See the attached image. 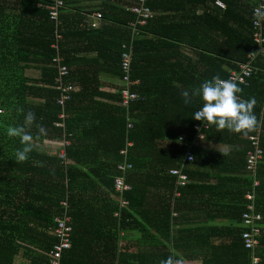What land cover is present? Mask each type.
I'll return each instance as SVG.
<instances>
[{
    "label": "trees",
    "instance_id": "1",
    "mask_svg": "<svg viewBox=\"0 0 264 264\" xmlns=\"http://www.w3.org/2000/svg\"><path fill=\"white\" fill-rule=\"evenodd\" d=\"M107 1L116 4L105 3L102 6L101 20L105 25L103 23L100 29L88 31L85 28L76 27L74 32L90 37L94 44L93 49L98 53L100 50H105V53L116 54V59L112 63L115 66L113 74L117 77L121 75L120 62L124 52L123 47H132L133 80L140 81V85L135 86L134 91L142 96L143 101L125 110L118 105V94L97 93L96 95L102 96L103 99L114 101L117 106L98 105L97 110L101 114L94 115L93 119H82L77 115L80 110L74 113L73 105H88L87 100H93L95 94L84 96V89L74 90L73 85H70L73 75L70 70L65 78V84L71 87L70 100L64 110L57 103L61 96V92L57 89L59 70L53 63L57 58V52L51 48L56 43L57 29L46 9L51 0H0V181L10 182L9 186L0 185V191L8 188L5 191L11 192L14 201L15 173L18 170L22 171L26 165L31 169L24 171H32L30 175L35 172L31 167V162H16V146L21 148L22 145L18 138H9L6 132L9 126L23 123L24 113L28 111L35 113L36 120L30 130L33 137L38 136L36 125L40 124L46 129L48 137L68 138L71 141L66 148L60 169L63 180L53 183L50 181L53 190L61 192V195L56 199H51L53 201L50 200L49 206L41 208V211L33 209L31 212L32 207L29 202L21 204V207H28V219L22 218L25 212L22 211L23 209L17 212L16 203H13L11 213L0 212V264H13L15 256L22 249L32 254L30 264H51L48 255L31 251L30 248L25 249L27 247L22 244L32 246L40 243L39 247L49 253L58 242L57 237L55 235L53 237L49 232L57 227L56 219H63L65 216L71 219L74 229L72 249L75 246L77 229L87 228V223H94L99 216H104V236L107 237L105 240L107 242L118 244L119 234L135 227L139 228L141 233L152 234L159 240L168 241L174 238V234H171L173 227L178 225V221L189 220L186 211L194 209L192 205L185 203V197L190 195L193 198L191 200L194 201L196 198H201L200 195L195 196L196 185L202 195L208 190L215 192V185L207 183L198 185L201 180L194 166L199 158L207 159L209 152L223 154L222 157L225 156L224 153L205 151L204 154H198L195 159L196 163L190 164L184 170L189 179L184 187L177 188L176 178L170 175V170L179 167L185 156V149L178 144V141L180 138L186 141L193 139L195 135L193 129L199 121L192 118L202 106L199 97H193L192 102L185 105L181 92L198 87L203 81L211 79L216 74H219L222 79H227L229 72L237 69L238 63L247 61L248 55L259 50L254 41L252 24L256 1L148 0L153 18L148 21L146 27L138 29L140 36L134 41L131 24L136 22V17L127 11V8L134 6L137 0ZM216 1L223 2L226 9L216 8ZM65 2L66 0H64V8ZM44 27L50 31L47 37L41 36ZM58 32L64 39L68 37L62 27H59ZM262 35L264 36V24ZM106 37L111 38L107 46ZM39 39L43 43L40 44L42 42L40 41L32 47L30 41ZM86 41L91 43L89 40ZM64 46L63 41L59 42L61 57L66 56ZM25 47L28 50H24ZM32 48L41 50L40 56L45 59L43 62L45 69L41 80L44 87L38 91H33L31 87L24 86L22 83L17 84V80H21L22 72L27 67L26 63H30L29 56ZM187 50H193L196 58L187 54ZM25 52L28 56H25ZM18 64L20 66L17 69ZM64 64L66 65V62ZM253 67L254 72L249 84L239 86L243 89L242 99L256 98L254 113L262 128L261 149L264 151V109H262L264 104V53L259 52ZM77 81L79 84L78 78ZM37 93H40L46 100L45 106L38 110L26 108V98ZM18 108H23L24 113H19ZM62 113L66 114L65 128H58L56 123L61 121L59 117ZM126 115L130 116L133 125L130 131H127ZM90 125L93 127L88 131L93 137L86 134V129ZM103 129H105L104 133ZM249 134H235L228 130L217 132L215 126L212 125L209 131L204 133V141L207 143L212 142L228 147L234 144L233 139L235 138V145L243 143L247 146L241 151L239 147H236V152L239 157L241 156L240 162L237 163L242 168L239 173L245 171L249 180H247L248 187L245 188L243 194L238 192L235 200L241 197L245 204L242 207L238 204L235 207L223 205L219 209L221 212L225 209L229 210L226 212L229 213L226 217L228 221L232 218H241L242 225V215L247 211L248 205L245 197L253 190V177L248 175L250 173L246 166V157L251 150V144L248 141ZM34 138L38 139V137ZM87 139L92 145L87 151L94 152L87 154L94 162L92 165L86 163L80 153L81 148L86 147ZM127 143H132V147L126 148ZM122 149L127 150L126 160L133 165V169L125 174V182L132 186V190L119 196L114 190V179L121 174L117 166L124 160L120 155ZM56 159L57 162H62L61 159ZM66 160L72 163L66 166L64 164ZM259 166L257 179L260 182ZM138 174L145 176L149 182L152 181V185L157 188L156 193L164 203L159 213H156L155 208H151L147 202L151 195L150 188L148 190L142 184L135 185V181L139 180ZM93 178H96V182L89 187H94L103 193L101 199L93 198L95 202H88L79 198V180H92ZM66 179L68 180L67 185ZM218 179L221 181L218 184L228 181L224 177ZM191 190L194 193L191 194ZM177 193L180 194L179 198L176 197ZM255 193V210L261 214L263 221L264 214L261 213L264 211L261 207L264 197L263 183L261 185L260 182ZM230 196L228 193L224 198ZM64 202H67V206L62 205ZM121 202H125L126 206L121 207ZM215 205L208 208L209 204H206L199 209L203 211L204 216L194 221L197 229L194 234L188 235L189 242L191 243L193 239L200 245L206 246L213 237L212 231L218 230L221 231L219 236L222 235V238L229 240V236H232L234 240H229V246L216 251L214 257L217 263L224 264V256L227 255L229 259L227 264H250L255 255L260 259L259 263L264 264L262 227L259 245L253 254L245 248L242 240V233L246 230L244 225L239 227L238 231H235L234 227L206 226L207 223H215L223 218L212 212L213 207L217 206ZM138 210L140 213L136 212ZM145 212L149 214L145 215ZM72 249L64 253L62 264H79L71 256ZM225 249L229 250L226 254H224ZM106 251L108 254L109 251ZM112 252L115 263L113 261L108 264H116V261L122 264L120 259L125 257V250L116 248ZM141 254L143 253L138 251L131 254V257L140 259ZM130 264L143 263L140 260L134 263L132 260ZM202 264H211V262H202Z\"/></svg>",
    "mask_w": 264,
    "mask_h": 264
},
{
    "label": "crops",
    "instance_id": "2",
    "mask_svg": "<svg viewBox=\"0 0 264 264\" xmlns=\"http://www.w3.org/2000/svg\"><path fill=\"white\" fill-rule=\"evenodd\" d=\"M105 3L116 4L115 2H108L107 0H66L65 8L61 12L60 27L63 28L65 34L68 37H66V39L62 37L60 42L63 41L65 45L63 48L66 56L62 57L64 60L63 63L66 62L67 69L73 74L70 80V85H73L72 87L74 90L84 89V96H92L93 93L95 94L93 100H87V102H89L88 105H73L72 109L75 111L73 112L77 113L76 110H80L77 115L82 119H93L92 117L94 115L97 116L101 114L100 111L97 110L98 105L103 107L117 106L114 101L109 99L106 100L103 99L102 96L96 95L97 93H102L105 95H117L120 77L114 76L113 71L115 66L112 63L113 60L116 59V54L108 52L105 53V50H100L98 53L95 49H93L94 44L93 41L91 42L90 37H85L84 35H80L78 32H74L76 27L79 29L85 28L87 31L90 30V24L96 22L95 16L97 14L101 15L100 10ZM103 23L104 22L102 20L97 22L98 29L103 26ZM45 27L41 33L42 37H47L48 32H50ZM106 39L107 40L105 41L107 46V42H109L111 38L106 37ZM86 40H89L91 43L87 42ZM40 41L42 40H32L30 42L33 47L34 45L40 43ZM42 43L43 41L40 44ZM51 48L53 49V45ZM24 50L28 49L25 47ZM30 52V63H26L25 66L27 67L22 72L21 80H17V84L22 83L24 86L31 87L33 91H38L40 88L44 87L41 83V80L43 78V72L45 69V64L43 63L45 59L40 56L42 51L38 48H32ZM261 53H264V49ZM187 54H190L193 58H196L195 52L193 50H187ZM25 56H28L27 52H25ZM19 66L20 64L17 65V69ZM77 78L79 80V84ZM136 81H138L136 86L140 85V81ZM45 102L46 100L43 99V96H41L40 93L32 94L26 98L25 107L38 110V108L45 106ZM262 109H264V104ZM92 127L93 126L90 125V127L86 129V134L89 137H93L92 133L88 131ZM104 130L105 129H103V133ZM259 130L261 131L262 128L259 127L254 132H251V134H249V138L252 137L251 135L254 136ZM96 134L98 133L96 132ZM48 136L49 135L34 136L38 137V139L34 138L32 145L33 150L29 154V159L26 162H31V167L34 168L35 172L32 173L33 175H30V172L32 171H24L31 169L26 165L22 168V171L18 170L15 173V199L14 201L12 200L11 192L7 193V191H5L8 190V188H3V190L0 191V212L11 213L13 210L12 205L13 203H16L17 212H20V209H23L22 211L25 212L22 214V218L28 219V207H21V204H27L29 202L31 204L30 207H32L31 212L33 209H35V211H41V208L49 206L51 199H56L61 195V192L53 190L50 181L53 183L57 180H63L60 169L61 165L63 164L67 148L65 142L68 141L71 144V141L68 138L58 139ZM40 138L42 139L40 140ZM233 140L234 144L228 147L216 145L212 142L207 143L204 140L200 143V146L196 151V157L198 154H204L205 151H214L215 153L225 154V156L222 157V155L211 154L209 152L207 153V159L199 158V161L194 166V170L196 174L199 175V180H201H198V185L207 183L208 185H215V187H217H214L215 192L208 190L206 194L202 195L200 190H198V186L196 185L197 190L195 188V196L200 195L201 198H196L194 201L191 200L193 198H191L190 195L185 197V203L192 205L194 209L191 208L190 210L188 209L186 211V216L189 218V220H185V222L178 221V225L173 227L171 234H174V238H171L168 241L163 239L159 240L157 237H153L152 234L146 235L145 232L141 233L140 229L135 227L130 231L121 232L119 234V242L118 244L115 243V245L105 241L107 240V237L104 236V216H99L95 219L94 223H87V228L77 229L75 235V246L73 249L71 247V256L74 258L75 262L79 264L112 263L114 261L112 250H116V248H118L119 250H125V257H121L120 259L122 264H130V261L132 260L134 263H138L140 260L143 264H159L160 260L166 259L169 256L178 259L180 264H202V262L222 264L219 262L217 263V259L214 256L219 248L230 245V241L234 240L232 236H229V241L225 238H222V235L219 236L221 231L213 230V237H211L209 244L203 246L200 245L198 241L195 242L193 239L190 243L188 240V235L191 236L197 229L194 221H196L198 217L204 216L203 211L201 212L199 209L203 208L206 204H209L208 208H212V206L216 204L217 206L215 205L216 207H213L214 211L212 212H215V215L223 217L222 219L217 220L215 223H207V227H234L236 228L235 231H238L239 227H243L241 218L239 217L232 218L229 221L226 219V217L229 215V213H226L229 211L228 209H225L223 212L219 211L223 205H227V207H235L238 204L239 207H242L245 204V201L241 197L238 200H235L237 193L239 192L240 194H243L245 188L248 187L247 180H249V177H247L245 171L239 173L242 168H240L241 165H238L237 163L240 162L241 156L239 157V154L236 152V147H239V151H241L247 146H245L243 143H238L235 145L236 139L234 138ZM89 142L90 141L87 139L86 147L81 148L80 153L83 156V160L89 165H92L94 162L90 157L87 156V154L94 153L87 151L88 149H91L92 146L89 144ZM158 143L160 144V142ZM18 148H20V146L17 145L16 150ZM56 158L61 159L62 162H57ZM261 162L262 163L259 166V179L261 185L263 183L264 186V157ZM71 163L72 161L66 160V163L64 164L67 166ZM235 169L236 171H234ZM30 176H32L31 180H29ZM222 177L227 178L228 181H224L223 184H218L221 182L218 178ZM138 178L139 180L135 181V185L139 186L142 184L145 186V188H148V190L150 188L151 195L147 202L151 205V208H155L156 213H159L164 203L156 193L158 191L157 188H155L151 183L152 181L149 182L145 176L138 174ZM65 182L67 185L68 180L66 179ZM95 182L96 178H93L92 180L80 179L79 198L85 199L88 202H95L96 200H93V198L98 200L101 199L103 192L97 191L94 187H89V185L91 186ZM12 184L13 183H11V185ZM0 185H4V187L9 186L10 182L7 183V181H0ZM190 193H194L193 190H191ZM228 193L231 196L229 198H224V196H226ZM66 195L68 196L67 193ZM62 205L67 206V202L62 203ZM261 207L264 209V197ZM136 212L140 213V210ZM263 212L264 211H261L262 214H264ZM147 214L149 213L145 212V215ZM260 225L264 232V219ZM235 231L233 232L235 233ZM49 233H51L54 237V229ZM21 236H23V234ZM22 245L27 247L25 249L30 248L31 251L37 252L39 254H45L46 256L48 255V252L46 253L45 250L39 247L40 243H38V245L32 246H28L27 244ZM106 250L109 251L108 254ZM138 251L143 253L140 256V259L132 258L131 254L137 253ZM228 251V249H225L224 254H226ZM31 257L32 254L22 249V251H20L19 254L15 256L13 264H30ZM224 257V264H227L229 259L227 255ZM113 263H115V261ZM116 264H118L117 261Z\"/></svg>",
    "mask_w": 264,
    "mask_h": 264
},
{
    "label": "built area",
    "instance_id": "3",
    "mask_svg": "<svg viewBox=\"0 0 264 264\" xmlns=\"http://www.w3.org/2000/svg\"><path fill=\"white\" fill-rule=\"evenodd\" d=\"M255 8L253 10V29H254V41L257 43L259 50L255 52V55H248V60L242 63H238L237 69H233L229 72V77L238 82V85H248L251 79L254 67L253 64L256 61L259 52H263L264 36L262 35V27L264 24V0H255ZM215 6L221 9H225L222 2L216 1ZM50 20L55 23L56 26V44L53 45V49L57 52V58L54 60L55 66L59 70L58 86L57 89L61 92L60 99L57 101L62 110L65 109L66 104L70 100L71 87L65 84V78L68 76L67 66L64 65V60L60 55L59 42L62 40L61 34L58 32L60 27L61 12L64 10V0H51L49 6L46 7ZM133 16L136 17V22L131 24L133 41L140 36L139 28L147 26L148 21L153 18V12L148 6V0H137L134 6L127 8ZM95 23L90 24L91 30H97L98 24L101 20V15L95 16ZM122 59L120 62L121 75L119 78V89L117 90L119 107L127 110L132 105L138 102H142V96L134 91V87L138 84V81L133 80V68H132V47H123ZM254 53V52H253ZM252 54V53H251ZM227 78V79H228ZM60 82V83H59ZM66 114L62 113L59 119L60 122L56 123L58 128H65ZM127 131L133 129L132 121L129 115H126ZM211 125L205 126L202 122H198L194 127L195 135L191 140H185L180 138L178 144L185 149V156L183 161L179 164V167L171 169L170 175L176 178V186L184 187L188 183V176L184 170L190 164L195 162L196 150L200 146V143L204 140V133L208 132ZM251 144V150L246 157L247 171L253 177V190L249 193L245 199L248 201L247 211L242 215V221L246 230L242 233V240L245 248L251 251L253 254L259 245V239L261 237V221L262 216L255 210L254 199L256 197L257 187L260 186V182L257 179V171L260 162L263 160L264 151L261 149V131H257L256 134L249 138ZM69 142H65L66 146H69ZM132 147V143H127L126 148ZM120 155L124 158L123 162L117 166V170L121 173L114 179V190L119 196H122L126 192L132 190V186L125 182V174L127 171L133 169V165L126 160L127 150L122 149ZM176 197L179 198L180 194L177 193ZM126 203L121 202V207H125ZM118 215H116L117 217ZM55 223L57 227L54 229V234L58 239V242L53 246V249L48 253L51 264H62V257L64 253L72 247V234L73 227L71 225V219L64 217L63 219L57 218ZM260 259L255 255L252 257L250 264H260Z\"/></svg>",
    "mask_w": 264,
    "mask_h": 264
},
{
    "label": "clouds",
    "instance_id": "4",
    "mask_svg": "<svg viewBox=\"0 0 264 264\" xmlns=\"http://www.w3.org/2000/svg\"><path fill=\"white\" fill-rule=\"evenodd\" d=\"M255 54L254 52L250 55ZM242 92L243 89L237 81L231 78L222 79L216 74L194 89L183 90L181 96L185 105H189L193 97L200 98L202 106L194 113L192 119L195 121L202 122L205 126H215L217 132L228 130L231 133L247 135L260 127V121L254 113L256 98L242 99ZM17 111L24 113L23 108H18ZM35 120V113L28 111L24 113L22 124L9 126L6 130L9 138H18L22 145L15 151L18 163L26 162L33 150L34 137L30 130ZM36 128L38 135H46L43 125L37 124ZM159 264H180V261L169 256L160 260Z\"/></svg>",
    "mask_w": 264,
    "mask_h": 264
}]
</instances>
